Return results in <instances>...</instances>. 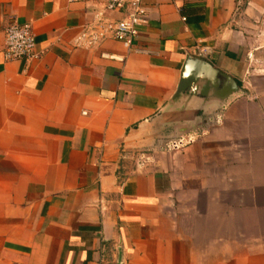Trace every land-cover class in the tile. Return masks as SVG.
<instances>
[{
	"label": "crops",
	"instance_id": "1",
	"mask_svg": "<svg viewBox=\"0 0 264 264\" xmlns=\"http://www.w3.org/2000/svg\"><path fill=\"white\" fill-rule=\"evenodd\" d=\"M142 2L147 20L127 50L73 46L97 2L0 0V264H264L258 7ZM13 21L31 24L37 58L4 59ZM187 56L239 92L224 98L217 75L207 94L175 95ZM193 126L201 138L160 149Z\"/></svg>",
	"mask_w": 264,
	"mask_h": 264
},
{
	"label": "built area",
	"instance_id": "2",
	"mask_svg": "<svg viewBox=\"0 0 264 264\" xmlns=\"http://www.w3.org/2000/svg\"><path fill=\"white\" fill-rule=\"evenodd\" d=\"M97 2L100 7L81 27L73 40V46L92 48L103 40L114 39L125 49L130 50L139 32V27L146 22L147 12L142 0H86ZM120 11L122 17L110 18L108 13ZM199 52H204L199 49ZM3 57L5 60L37 58L35 36L30 23L11 22L4 30ZM101 57L122 60L123 57L108 52H101ZM223 120L221 111L209 115L210 125H218ZM204 130L200 127L188 132L178 133L163 142L160 149L177 151L201 138ZM139 164L148 157L140 156Z\"/></svg>",
	"mask_w": 264,
	"mask_h": 264
},
{
	"label": "water",
	"instance_id": "3",
	"mask_svg": "<svg viewBox=\"0 0 264 264\" xmlns=\"http://www.w3.org/2000/svg\"><path fill=\"white\" fill-rule=\"evenodd\" d=\"M207 75L210 77L205 84L198 86L196 81V77L198 78L201 75ZM221 76L225 79L224 84L222 85V93L223 97L227 98L233 94L239 92V86L237 82L228 75L218 72L209 62L202 60L197 57L187 56L180 72V80L177 87V91L175 95H178L180 92L184 90H191L192 93L196 94H207L209 88L213 85H218L219 77ZM193 88V89H192ZM224 106H220L219 110H221ZM199 126H193L189 129L182 130V132H188L190 130L196 129Z\"/></svg>",
	"mask_w": 264,
	"mask_h": 264
},
{
	"label": "rangeland",
	"instance_id": "4",
	"mask_svg": "<svg viewBox=\"0 0 264 264\" xmlns=\"http://www.w3.org/2000/svg\"><path fill=\"white\" fill-rule=\"evenodd\" d=\"M253 3H255L258 7L256 10V17H255V24L258 25V28L264 29V0H253ZM241 5L244 4V0H241ZM259 30V29H257ZM258 38V36H257ZM264 41V38L261 40ZM260 68V67H258Z\"/></svg>",
	"mask_w": 264,
	"mask_h": 264
}]
</instances>
